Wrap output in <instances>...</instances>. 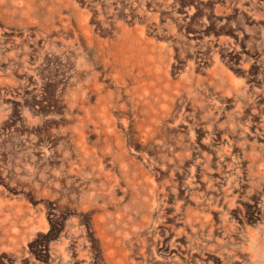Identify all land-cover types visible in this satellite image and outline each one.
<instances>
[{
	"label": "rangeland",
	"instance_id": "rangeland-1",
	"mask_svg": "<svg viewBox=\"0 0 264 264\" xmlns=\"http://www.w3.org/2000/svg\"><path fill=\"white\" fill-rule=\"evenodd\" d=\"M0 264H264V0H0Z\"/></svg>",
	"mask_w": 264,
	"mask_h": 264
}]
</instances>
